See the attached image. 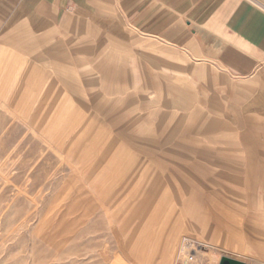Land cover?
Returning <instances> with one entry per match:
<instances>
[{
  "label": "rangeland",
  "instance_id": "rangeland-1",
  "mask_svg": "<svg viewBox=\"0 0 264 264\" xmlns=\"http://www.w3.org/2000/svg\"><path fill=\"white\" fill-rule=\"evenodd\" d=\"M93 3L45 40L51 55L18 56L25 77L0 95V264H187L196 252L189 264H262L247 230L264 241V93L196 44L139 32L121 0ZM114 160L179 169L166 200L143 208L146 181H124ZM163 201L177 208L158 213ZM164 213L177 218L171 255Z\"/></svg>",
  "mask_w": 264,
  "mask_h": 264
},
{
  "label": "crops",
  "instance_id": "crops-1",
  "mask_svg": "<svg viewBox=\"0 0 264 264\" xmlns=\"http://www.w3.org/2000/svg\"><path fill=\"white\" fill-rule=\"evenodd\" d=\"M93 1L97 0H0V82L3 87L0 95L10 94L8 81L11 78L25 77L26 68L17 57L27 60L35 53L51 55L55 50L44 49L45 40L60 24L63 30H74L75 15L81 14V9L87 6L92 7ZM120 4L124 8H133L128 11L126 19L129 21L135 14L132 22L139 32H152L155 37L175 46L196 44L204 52L214 55L211 57L220 68L233 76L249 79L264 93V0H121ZM98 17L97 12L90 10L87 19L97 23ZM100 18V22L106 25L113 23L107 15ZM122 33L123 37L126 36V32ZM40 46L43 50L36 52L35 47ZM145 48L158 51L153 45ZM198 71L204 72L203 69ZM233 89L246 90L248 84H236ZM105 165L125 167L124 181H146L144 198L138 203L143 208L156 205L157 200H166L162 192L170 189L169 182L175 179L176 169H179L176 165L161 162L114 160ZM158 167L168 169L170 174L162 175ZM175 208L174 205L171 211ZM176 215L179 216L175 218L181 220V214ZM176 219L174 222L170 219L172 229L177 225ZM247 231L250 244L263 258V239ZM176 240L173 230L171 242L164 245L169 255L177 244Z\"/></svg>",
  "mask_w": 264,
  "mask_h": 264
},
{
  "label": "bare ground",
  "instance_id": "bare-ground-1",
  "mask_svg": "<svg viewBox=\"0 0 264 264\" xmlns=\"http://www.w3.org/2000/svg\"><path fill=\"white\" fill-rule=\"evenodd\" d=\"M112 187V186H111ZM113 188V187H112ZM98 191V190H97ZM112 191H113V189H112ZM103 196V195H102ZM176 204H177V202H176ZM162 207H164V208H166V209H168V213H170L171 212V208H172V201H169L168 202V204H165V201H163L160 205H159V203H158V206H157V211H159L158 213H160V212H162ZM159 221H160V226L159 227H161V231H160V229L157 231L158 232V235H161V232H163L162 233V239L167 235V233H168V236H167V239L165 240L166 242H161V243H163L164 245H165V243H167V240H171L172 239V236H173V230L174 229H172V225H171V223H170V215L169 214H167L166 213V215H165V213H164V215L163 214H159ZM182 217V216H181ZM173 222H174V220H173ZM166 224H168L167 225V228L164 230V231H162V227L164 226V225H166ZM169 237V238H168ZM177 238V237H176ZM175 240V239H174ZM199 257V254L196 252V255L195 256H192V257H188V258H186V263L187 264H189V263H191V262H195V259L196 258H198ZM152 257H150V259L148 260V263L147 264H155V262H156V259H151ZM210 259V258H209ZM214 260V259H213ZM162 264H167V259H164V261H163V263ZM214 264V263H213Z\"/></svg>",
  "mask_w": 264,
  "mask_h": 264
},
{
  "label": "water",
  "instance_id": "water-1",
  "mask_svg": "<svg viewBox=\"0 0 264 264\" xmlns=\"http://www.w3.org/2000/svg\"><path fill=\"white\" fill-rule=\"evenodd\" d=\"M219 264H245V263L239 262V261L227 258V257H222L219 261Z\"/></svg>",
  "mask_w": 264,
  "mask_h": 264
},
{
  "label": "built area",
  "instance_id": "built-area-1",
  "mask_svg": "<svg viewBox=\"0 0 264 264\" xmlns=\"http://www.w3.org/2000/svg\"><path fill=\"white\" fill-rule=\"evenodd\" d=\"M219 261H220V260H217L216 262H214V264H219Z\"/></svg>",
  "mask_w": 264,
  "mask_h": 264
}]
</instances>
